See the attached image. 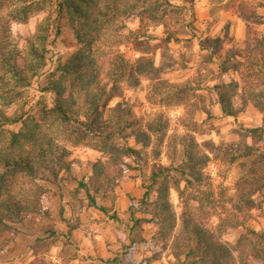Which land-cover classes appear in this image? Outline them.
<instances>
[{"label":"trees","instance_id":"obj_1","mask_svg":"<svg viewBox=\"0 0 264 264\" xmlns=\"http://www.w3.org/2000/svg\"><path fill=\"white\" fill-rule=\"evenodd\" d=\"M26 1L0 0V8L13 3V19L25 21L33 9L32 1ZM41 1L36 8H42L46 1L50 8L27 39L26 55L19 57L15 47L0 44V253L17 237L30 215L50 216L43 202L45 185L58 186L62 174L71 173L64 141L88 145L101 153L92 174L104 190L113 189L132 162L137 167L142 165L146 148L153 141L155 146L163 142L161 128L132 115L124 103L115 104L106 118L102 108L119 94L123 82L147 75L140 68L141 59L132 61L114 47L117 39L123 40L124 19L138 12L140 22L148 18L161 23L168 30L161 39L166 46L176 40L180 23L171 0ZM221 9L233 12L245 23L244 46H236L225 29L221 37L205 40L212 47L208 60L221 73H237L242 100L246 103L251 99L261 112L257 125L243 128L253 144L241 140L226 147L228 162L241 166L233 191L228 197L215 196L200 187L207 156L199 153L193 137L184 136L181 164L152 163L141 198L129 204L130 217L134 227L158 221L168 239L169 230L175 226L169 190L173 188L181 195L179 184L184 180L193 188L198 218L188 211L181 213L182 235L171 236L173 254L182 255L190 264H249L253 260L264 264V232L245 225L248 212L264 206V33L256 28L263 16L253 0H227ZM64 28L71 31L72 51L63 59L58 57L50 68L51 42ZM226 41L233 47L225 48ZM35 83L39 94L32 99L30 89ZM237 87L236 80L216 85L217 102L225 115L237 113L232 103ZM12 104L16 106L8 114L6 109ZM186 170L194 183L186 178ZM80 184L89 205L97 207L88 186ZM139 209L150 218L136 217ZM213 215L217 217L215 229L205 222ZM238 227L240 232L233 243L221 239L228 229Z\"/></svg>","mask_w":264,"mask_h":264},{"label":"rangeland","instance_id":"obj_2","mask_svg":"<svg viewBox=\"0 0 264 264\" xmlns=\"http://www.w3.org/2000/svg\"><path fill=\"white\" fill-rule=\"evenodd\" d=\"M31 1L33 9L25 21L13 19L16 13L13 3L0 8V44L15 47L19 57L26 55L27 39L50 8L48 1L42 8L35 7L39 2L38 6H41V0ZM226 1L171 0L178 9L180 23L176 27V40H170L166 46L162 45L161 39L168 30L161 23L148 18L140 22L138 12L124 19L123 40L117 39L114 47L132 61L141 59L140 68L147 75L140 76L137 81L131 78L123 82L119 94L102 108V114L106 118L115 104L124 103L131 108L132 115L161 128L162 144L155 146L153 141L146 148L143 164L137 167L132 162V167L123 172L118 184L111 190H104L92 174L101 153L88 145L64 141L71 173L62 174L58 186L44 184L47 192L43 202L50 216L30 215L17 237L0 253V264H190L184 262L182 255L173 254L171 236L182 235V212L188 211L193 218H198L191 185L181 180V195L173 188L169 190L175 226L169 230L171 236L168 239L158 221H146L134 227L129 204L131 200L138 203L141 198L152 163L181 164L184 136L193 137L199 153L207 156L201 169L203 181L200 187L212 191L215 196L228 197L233 191V182L241 166L228 162L226 147L241 140L253 144L244 135L243 128L257 125L261 112L251 99L246 103L242 100L244 93L237 73L232 70L221 73L207 57L212 47L205 40L221 37L226 29L239 47V39L245 36V23L233 12L221 9L222 2ZM253 1L263 16V22L256 28L264 33V0ZM72 43L71 31L64 28L51 42L50 68L54 67L58 57L63 59L72 51ZM231 46L229 41L224 43L225 48ZM235 80L238 87L232 103L237 113L229 116L219 108L216 85ZM38 94L35 83L30 96L35 99ZM15 106L12 104L6 112L10 114ZM129 143L133 145L132 140ZM135 146L140 148L138 144ZM185 176L195 182L188 170ZM80 183L88 186L97 207L89 205ZM215 206L220 205L216 203ZM217 211L221 212V208ZM135 216L150 218L143 209ZM205 222L215 229L217 217L213 215ZM245 225L264 232V206L251 209ZM239 232V227L228 229L221 234V239L233 243ZM112 259L119 263L106 262ZM249 264L262 262L253 260Z\"/></svg>","mask_w":264,"mask_h":264},{"label":"crops","instance_id":"obj_3","mask_svg":"<svg viewBox=\"0 0 264 264\" xmlns=\"http://www.w3.org/2000/svg\"><path fill=\"white\" fill-rule=\"evenodd\" d=\"M244 27H245V25H244ZM244 30H245V28H244ZM241 37H242V36H241ZM237 41H238V40H237ZM243 41L245 42V36L243 37V39H242V38L239 39V42H238V43H239V44H238L239 47H243V46H244Z\"/></svg>","mask_w":264,"mask_h":264}]
</instances>
